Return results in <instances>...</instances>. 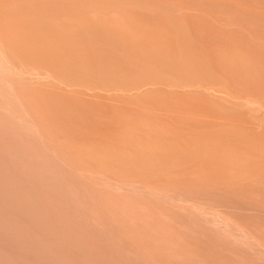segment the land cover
I'll list each match as a JSON object with an SVG mask.
<instances>
[{"label":"bare ground","instance_id":"6f19581e","mask_svg":"<svg viewBox=\"0 0 264 264\" xmlns=\"http://www.w3.org/2000/svg\"><path fill=\"white\" fill-rule=\"evenodd\" d=\"M0 264H264V0H0Z\"/></svg>","mask_w":264,"mask_h":264}]
</instances>
